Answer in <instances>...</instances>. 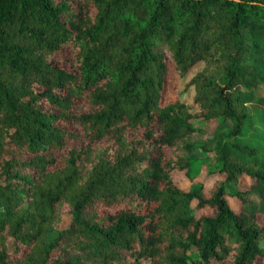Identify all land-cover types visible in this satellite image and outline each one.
Segmentation results:
<instances>
[{
	"label": "trees",
	"instance_id": "obj_1",
	"mask_svg": "<svg viewBox=\"0 0 264 264\" xmlns=\"http://www.w3.org/2000/svg\"><path fill=\"white\" fill-rule=\"evenodd\" d=\"M261 85L264 0H0V264H258Z\"/></svg>",
	"mask_w": 264,
	"mask_h": 264
},
{
	"label": "rangeland",
	"instance_id": "obj_2",
	"mask_svg": "<svg viewBox=\"0 0 264 264\" xmlns=\"http://www.w3.org/2000/svg\"><path fill=\"white\" fill-rule=\"evenodd\" d=\"M166 62H167V73L165 76V86L162 93L161 102L167 103L180 98L185 100L192 106V112L197 110L196 105L193 102L194 88L189 84L190 78L198 71H201L204 67V62L199 61L194 64L184 76H179L175 73L173 69V62L169 54L166 53ZM260 94L264 95V85H261L258 89ZM195 124L202 128V131L195 133V138L207 137L211 134L212 123L205 121L201 118L194 119ZM213 161L212 153H201L198 160V164L203 162L200 169L192 172L191 177L185 176L183 173L178 174V184L183 189H188L194 186L201 185L205 195L209 194L210 188L212 187L214 181L220 176L217 172H211V166L209 163ZM250 179L245 176L242 179L240 187H246L249 185ZM231 202L238 207V201L234 198H230ZM195 204V202L193 203ZM198 214H207L210 212L209 207H203L197 210ZM259 221H264V216L259 214ZM264 243V241H263ZM258 264H264V257L260 258Z\"/></svg>",
	"mask_w": 264,
	"mask_h": 264
}]
</instances>
